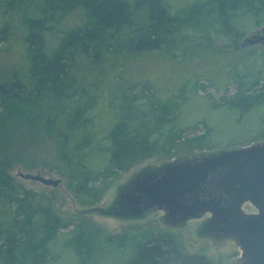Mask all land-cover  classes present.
<instances>
[{"label":"trees","instance_id":"16d2710c","mask_svg":"<svg viewBox=\"0 0 264 264\" xmlns=\"http://www.w3.org/2000/svg\"><path fill=\"white\" fill-rule=\"evenodd\" d=\"M16 13L24 24L20 78L28 92L17 101L0 97V139L14 124L20 143L27 137L30 146L58 145L52 169L67 177L73 194L84 188L80 179L87 186L100 169L111 172L180 145L186 130L180 120L192 101L205 112L193 124L204 133L185 140L195 149L224 135L229 147L242 137L264 140V49L250 41L264 26V0H0L1 38L16 34ZM71 18L78 22L68 27ZM148 62L154 73L137 70ZM172 72L180 79L165 91ZM209 88L224 94L219 100L199 94ZM100 101L118 122L96 146L89 141L98 126L87 118ZM8 158L0 157V264H58L54 246L61 244L89 264L99 241L130 251L125 264H210L205 255L182 252L165 233L101 237L75 224L57 194L16 182Z\"/></svg>","mask_w":264,"mask_h":264},{"label":"rangeland","instance_id":"374dc122","mask_svg":"<svg viewBox=\"0 0 264 264\" xmlns=\"http://www.w3.org/2000/svg\"><path fill=\"white\" fill-rule=\"evenodd\" d=\"M23 7H25V5H23ZM13 20L16 21L14 24L16 34L14 37H5L6 39H4L0 36L1 86L4 82L7 84L9 81H17V86H19L21 82V85L24 86L20 78L22 72L20 62L24 60V47H26L23 37L24 24L23 22L22 24L20 23V17L17 16V13L12 21ZM77 22L78 21L71 18L67 26H75ZM1 31L0 29V32ZM253 36H264V26L253 31L250 37ZM255 45V48L259 50L264 49V41L257 42ZM15 64H17V68H15ZM150 65L151 63L148 62L142 69L138 67L137 70L142 71L147 69L148 72H153L154 66ZM148 72L146 71L145 73L148 75ZM179 79L180 76L177 72H174L171 80L167 85L166 83L162 85V88L165 91H167L166 88H174L175 85L178 84ZM1 94L2 89L0 87V97ZM145 94L149 95V92L146 91ZM199 94H210L215 99L219 100L222 94H224V91H217L213 88H209L206 92L200 90ZM178 101L181 102V98H179ZM199 105H201V103ZM199 105L193 104L192 101V103L183 110V116L180 121L185 125L186 130L180 139V145L170 150H161L146 156H140L129 161L128 164L114 168L111 172L100 169L98 176H92L91 179H89L91 182L87 184V186L85 184V187L80 190L78 194H73L72 192L64 193L61 188L46 186L41 182L26 180L20 176L22 173H29L41 175L48 179H60V174L57 173L56 169H52V167L57 166L59 163L58 149L60 151L57 144V146H55L56 148L53 146L55 145L54 142L51 143L52 145L49 142L43 143L42 145L39 141L38 145L30 146V139L26 137L23 138V143H20V134L18 135L20 132H17L16 127L12 126L14 125L12 124L10 127L11 131L5 133L4 140H2L4 134V132H2L3 134L0 139V157L5 161L9 160L8 157L15 161V166H13L10 174L15 178L16 182L24 185L26 188L34 189L40 194L49 195L51 197L57 194L58 197H60L59 205L61 206V210L65 214L71 216L75 224L79 222L90 225L91 228L96 231V234L101 237L125 234L130 237L141 239L152 234L165 233L176 239L182 252L186 254L205 255L209 259L210 264H241L239 259L241 251L238 245L232 241L215 237V235L208 230V222L206 223L205 219L194 218L188 221L185 220L180 224L168 223V219L166 220L164 218V210L159 206H155L135 216L124 215L123 213L120 214L116 211L120 203H123L126 199L129 200V196L132 192H127V188L130 187L132 181L141 178L140 183L142 184V180L148 177L147 175L149 173L158 172L160 171L159 169L165 168L174 162L185 161L189 158L201 159L212 154L220 153L221 151L245 148L257 143H264V140L246 142L247 139L242 137L237 139L233 147H229L227 145L228 139L224 135L213 139L214 142L212 141L208 144L209 146L204 148V150L195 149L193 146L188 145L185 141L186 139L201 135L205 131L202 124L193 126L194 122L205 116V112L203 109L201 110V108H199ZM90 107L91 109L88 113L87 120L96 122L95 124L98 126V134L101 140H97V132L94 133L91 131L90 134H95V137L91 140L94 142L92 143L89 141V144L98 146L95 143H100L103 139H106L109 129L115 126L118 119L116 114L106 109L105 104L101 101L96 107L94 103H91ZM173 116L175 115H172V117ZM20 157L23 160L21 159L20 161ZM24 162H26L27 166H25L26 164ZM101 163L104 164V166L108 164L107 161L105 162V159H103ZM96 164H100V162L97 160ZM36 165L38 166L36 167ZM94 177L97 178L93 180ZM63 185L64 188L67 186L65 182ZM72 228L73 227L62 230L60 234L61 237L67 238L68 232L71 231ZM62 247H64L62 244L54 246V248L57 249L56 261L58 264H87L85 258L80 259L77 255V258L73 257V253L70 249L66 250L64 253ZM96 247L97 254L94 260L89 262V264H125L132 256L130 251L120 252L101 241L97 242Z\"/></svg>","mask_w":264,"mask_h":264},{"label":"water","instance_id":"95a60500","mask_svg":"<svg viewBox=\"0 0 264 264\" xmlns=\"http://www.w3.org/2000/svg\"><path fill=\"white\" fill-rule=\"evenodd\" d=\"M251 42L264 41V36L254 37ZM237 161L228 173V177L222 181V184L227 193H236V201L228 212V216L236 220L238 228L231 224L224 229L232 231L229 237L238 243L245 259V264H264V143H257L245 148L221 151L220 153L212 154L198 160L174 162L166 167L167 174L162 178L152 183L147 180L144 185H149L146 188L148 203L141 207L142 196L138 195L141 189L135 190L131 194V199L128 202L131 204V211H125L124 215H139L143 212L159 206L167 208H177V199L187 190L193 191L197 188L207 175L222 167L226 162ZM23 179L41 181L46 186L57 187L61 180L48 179L41 175L20 174ZM139 186H142L139 185ZM138 191V192H137ZM251 203L260 211L259 229L260 233L256 236L251 232L250 236H241L240 231L244 229L240 227L244 221L253 226L258 215H251L245 218V214L241 211V206L244 203ZM216 214L213 219V224L209 229L213 231H222L220 224L223 223L221 212L214 209L211 205L206 206L200 213L206 211ZM217 219V220H216Z\"/></svg>","mask_w":264,"mask_h":264},{"label":"flooded vegetation","instance_id":"af4514ba","mask_svg":"<svg viewBox=\"0 0 264 264\" xmlns=\"http://www.w3.org/2000/svg\"><path fill=\"white\" fill-rule=\"evenodd\" d=\"M15 68H17V64H15ZM17 79V76H16ZM1 84V83H0ZM22 83L20 82L19 86H17V81H9L4 82V84L0 87L2 89V97H5L9 100L17 101L18 99H21L22 97H25V95L28 92V87L26 85L22 86ZM187 160L194 161L198 160V158H189ZM238 164L237 161H227L222 167L219 169L210 172L207 177L202 181L200 184L197 185V188L193 191L187 190V192H184L182 195L179 196L177 199V202L179 207L177 208H167L163 206V210L165 212V219L168 221V223H174V224H180L183 223L185 220L188 221L190 219H205V222H208V230L215 235V237H218L220 239H225L228 241H232L238 245V243L243 242L244 240L235 241L231 237H229V233H232V231L229 229V231L224 230L228 224H231L233 227H237L236 225V220H234L232 217L228 216V212L230 211L231 207L236 201V193H227L225 190L222 181L225 180V178L228 177L229 171ZM167 167V166H166ZM165 168L159 169L160 171L154 172V173H149L145 177L142 183V186L140 183L141 178L132 181L130 187L127 188V192H134L135 190L141 189L138 192V195L142 196L141 200V207L146 206L148 203L147 200V195L146 193V188L149 185H144L147 180H151L152 183H155L159 179H162L166 174L167 171ZM58 174H60L61 178V183L59 186L54 187V188H61V190L64 193H69L71 192L69 188L66 186L64 188V182L65 185L68 184L67 177L61 173L59 170H56ZM44 177V176H43ZM144 178V177H143ZM142 178V179H143ZM41 182V181H38ZM42 183V182H41ZM43 184V183H42ZM76 184V183H75ZM80 187H85L84 184V178L80 179ZM131 199V195L129 196V200H124L123 203H120V206L116 208V211L118 213H124L125 211H131V204L128 202ZM211 205L214 209L217 211L221 212V218L222 222L220 224V228L223 229L222 231H213L210 228V226L213 224V219L216 218V214L213 212H210L209 210L206 211L205 213H200L201 210H203L206 206ZM241 211L243 214H245V218L251 215H258L256 220V223L254 221L253 226H249L247 221H244V223L240 224L244 230L240 231L239 234L241 236H250L251 232L254 233L256 236L259 235L260 229H259V224L258 222L260 221V211L256 209L251 203L247 202L244 203L241 206ZM217 220V219H216ZM241 255L239 256L240 258V263L245 264V259L243 256V252L240 248Z\"/></svg>","mask_w":264,"mask_h":264}]
</instances>
